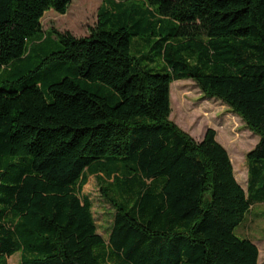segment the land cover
Segmentation results:
<instances>
[{"label":"trees","instance_id":"obj_1","mask_svg":"<svg viewBox=\"0 0 264 264\" xmlns=\"http://www.w3.org/2000/svg\"><path fill=\"white\" fill-rule=\"evenodd\" d=\"M71 2L0 0V83L21 82L0 87V264H260L235 230L264 202V0H104L90 35L44 30ZM185 79L259 136L247 189L216 130L171 120Z\"/></svg>","mask_w":264,"mask_h":264},{"label":"rangeland","instance_id":"obj_2","mask_svg":"<svg viewBox=\"0 0 264 264\" xmlns=\"http://www.w3.org/2000/svg\"><path fill=\"white\" fill-rule=\"evenodd\" d=\"M103 4L104 0H72L64 14L54 10L47 11L42 18L43 28L46 31L69 32L76 37L88 36L98 25L99 9ZM156 51L150 46H143L144 53L153 54ZM155 58L158 59V56ZM143 62L154 65L149 60ZM53 63L45 66L50 67ZM20 85L21 82L0 83V87L6 89ZM171 100V120L196 140L203 139L209 128L216 130L217 140L231 156L237 180L247 189L249 173L247 155L259 142V136L226 103L207 97L192 79L175 81L171 85ZM83 191L93 200V212L99 233L107 239L115 211L104 200L95 176H90ZM235 233L241 238L251 239L258 246L259 263L264 264V202L257 203L251 208ZM20 261V254L16 253L8 259V264H20Z\"/></svg>","mask_w":264,"mask_h":264}]
</instances>
